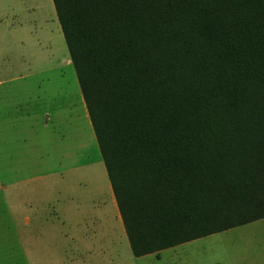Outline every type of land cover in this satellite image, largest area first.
<instances>
[{"label": "trees", "instance_id": "16d2710c", "mask_svg": "<svg viewBox=\"0 0 264 264\" xmlns=\"http://www.w3.org/2000/svg\"><path fill=\"white\" fill-rule=\"evenodd\" d=\"M134 255L264 217V0H53Z\"/></svg>", "mask_w": 264, "mask_h": 264}, {"label": "rangeland", "instance_id": "374dc122", "mask_svg": "<svg viewBox=\"0 0 264 264\" xmlns=\"http://www.w3.org/2000/svg\"><path fill=\"white\" fill-rule=\"evenodd\" d=\"M0 264H264V217L133 255L53 0H0Z\"/></svg>", "mask_w": 264, "mask_h": 264}, {"label": "crops", "instance_id": "0c3cea01", "mask_svg": "<svg viewBox=\"0 0 264 264\" xmlns=\"http://www.w3.org/2000/svg\"><path fill=\"white\" fill-rule=\"evenodd\" d=\"M112 189V188H111ZM113 192V191H112ZM113 200H114V202L116 203V200H115V197H114V194H113ZM117 205V204H116ZM118 208V207H117ZM119 211V210H118ZM119 216H120V213H119ZM120 218H121V216H120ZM122 220V219H121ZM170 247V246H169ZM165 248H167V247H165ZM164 248H162V249H159V250H157V251H152V252H148V253H145V254H141V255H135V256H138V257H140V256H144V255H147V256H151V255H154V254H156V256L157 257H159V253L161 252V250H163ZM134 255V254H133Z\"/></svg>", "mask_w": 264, "mask_h": 264}]
</instances>
